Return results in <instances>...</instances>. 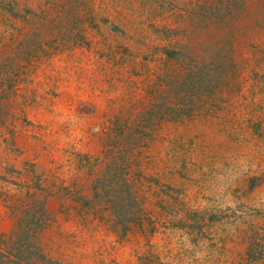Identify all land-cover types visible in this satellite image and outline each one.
<instances>
[{
	"label": "rangeland",
	"instance_id": "obj_1",
	"mask_svg": "<svg viewBox=\"0 0 264 264\" xmlns=\"http://www.w3.org/2000/svg\"><path fill=\"white\" fill-rule=\"evenodd\" d=\"M0 264H264V0H0Z\"/></svg>",
	"mask_w": 264,
	"mask_h": 264
}]
</instances>
